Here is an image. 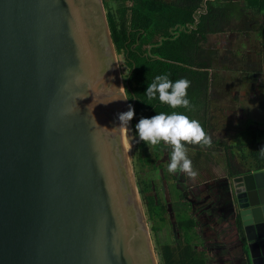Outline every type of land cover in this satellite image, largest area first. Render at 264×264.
<instances>
[{
    "label": "water",
    "instance_id": "obj_1",
    "mask_svg": "<svg viewBox=\"0 0 264 264\" xmlns=\"http://www.w3.org/2000/svg\"><path fill=\"white\" fill-rule=\"evenodd\" d=\"M126 91L102 0H0V264H158ZM229 189L246 261L264 264V169Z\"/></svg>",
    "mask_w": 264,
    "mask_h": 264
},
{
    "label": "rangeland",
    "instance_id": "obj_2",
    "mask_svg": "<svg viewBox=\"0 0 264 264\" xmlns=\"http://www.w3.org/2000/svg\"><path fill=\"white\" fill-rule=\"evenodd\" d=\"M126 1L105 0L106 8L103 6L105 15L106 9L116 16V10L121 6H131V3ZM220 1L232 7L233 13L231 16L234 19L229 32L215 34L214 36L208 35L203 44L204 56L210 63V72L207 96L204 104L198 108L196 114H199L201 118L205 117L206 120L204 121L208 123L204 125L206 133L211 138V146L192 145V148L198 149L200 153L202 152L201 158L198 159V155L196 156L194 151L187 148V155L197 172L196 177L189 178L185 173H169L167 171L171 149L163 143L156 146L145 143L143 148H137V145L131 147V171L158 264L160 262V250L163 247L167 246L175 249L176 246L183 244L182 233L177 224V215L187 214V217L196 223V226L190 232L192 248L197 252H203V249L206 251L207 264L240 263L239 255L234 258L233 252L228 250L231 243L227 230L229 229L228 221L223 220L219 215L215 216L216 212L223 211L222 207L215 209L214 216L211 219L201 214L199 221L210 224L208 225L209 229L207 226L203 229L206 235L202 237V229L195 220L192 204H189L191 208H189L190 212L187 213L185 204H180L187 196L186 190H188L189 185H202L203 187L208 184L207 182L211 183L216 177L225 175L223 165L227 155L228 158H232L233 165L243 167L246 165V163L243 164L241 151L238 148H233L232 154L229 150L223 154L226 148L222 149L221 145L230 146L235 144L236 135H238L239 129L243 128L241 121V125L239 124L241 115L243 116V123L248 124V127H257L260 126L261 122H264L263 104L257 103L250 97L249 83L243 81L246 75L244 70L253 72L257 70L256 68L261 70L262 67L264 76V38L260 36L261 28L264 26L260 22H264V18L245 12L247 9L239 4L238 1L240 0L234 2H231V0ZM248 30L250 33L243 34ZM255 48H257V52H255ZM115 53L121 83L126 91L125 81L129 73V67L126 65L124 56L116 51ZM262 82H264V77ZM251 91L259 97L260 95L264 96L263 90V93H258L259 90L256 92L255 89ZM243 92H246L245 95L247 96H243ZM128 98L131 102V96L128 95ZM246 98H248L247 102H245ZM137 121L139 120L137 119ZM134 128L135 123L131 120L130 132L135 138H138ZM219 141L220 144L217 143ZM246 141L248 140L243 138V142L247 143ZM213 143L218 144L213 155V164L216 166L214 169L202 161L207 150L212 148ZM243 152L248 154L249 149L245 147ZM173 175L175 176L173 177ZM178 184H181V186ZM187 197L192 198L189 194ZM196 199L200 198L196 197ZM197 200L194 199L193 201ZM213 230L216 231L214 235L212 234ZM212 236L217 238H212ZM208 238L213 242V245L224 242L227 246L228 255H221L216 249L212 248L207 250L206 247H209L207 245Z\"/></svg>",
    "mask_w": 264,
    "mask_h": 264
},
{
    "label": "trees",
    "instance_id": "obj_3",
    "mask_svg": "<svg viewBox=\"0 0 264 264\" xmlns=\"http://www.w3.org/2000/svg\"><path fill=\"white\" fill-rule=\"evenodd\" d=\"M127 1L131 6H121L116 10V16L106 9L105 16L115 51L124 56L129 67L127 77L133 96L126 92L131 99L135 97L137 119L161 112L171 114L173 111L191 118L207 96L210 63L204 56L203 44L209 34L230 31L232 7L220 0ZM242 1L254 15L264 16V0ZM102 3L106 8L105 0ZM260 32L264 38V26ZM164 74L173 82L181 78L190 81L187 98L192 105L191 111L185 108L172 109L158 99L149 100L144 94L147 84L157 75ZM199 122L205 130L204 121ZM250 133L249 142L243 143L237 138L234 145L224 146L226 152L229 150L231 154L233 148H238L243 164L246 163L244 167L233 165L232 158L227 155L226 168L233 175L264 169V153L260 151L264 148V141L259 142L255 128H251ZM144 144L141 141L137 148H143ZM245 147L249 149L248 154L243 152ZM236 222L240 242L244 243L240 220ZM177 224L183 244L175 249L163 247L159 264H206L204 252L192 248L190 232L196 226L194 220L186 215H177Z\"/></svg>",
    "mask_w": 264,
    "mask_h": 264
},
{
    "label": "clouds",
    "instance_id": "obj_4",
    "mask_svg": "<svg viewBox=\"0 0 264 264\" xmlns=\"http://www.w3.org/2000/svg\"><path fill=\"white\" fill-rule=\"evenodd\" d=\"M189 87L190 81L187 79L181 78L173 82L167 74L157 75L150 84H147L144 94L149 100L158 99L160 103L166 104L172 109L185 108L191 111L192 105L187 98ZM134 115L135 111L131 106L128 111L118 113L117 118L120 126H128ZM135 129L139 141L150 146L161 143L169 146L171 151L167 171L169 173H185L189 178H195L197 172L187 155L186 145L211 146V138L200 122L176 111L171 114L161 112L151 117H141L136 123ZM260 151L264 153V148Z\"/></svg>",
    "mask_w": 264,
    "mask_h": 264
},
{
    "label": "flooded vegetation",
    "instance_id": "obj_5",
    "mask_svg": "<svg viewBox=\"0 0 264 264\" xmlns=\"http://www.w3.org/2000/svg\"><path fill=\"white\" fill-rule=\"evenodd\" d=\"M163 1L164 2H169L171 0H163ZM191 119H195V120H198V121L206 120L205 117L201 118L199 114H193ZM206 123H207V121H204L205 125H206ZM139 143H137L136 145H138ZM217 145H218L217 143H215V144L213 143L212 148L211 149L209 148L207 150L206 154L204 153L205 156L202 159L203 162H206V164H208V166H211V168H213V169L216 167L213 164L214 163L213 155L215 154V148H217ZM186 148H189L192 151H194L196 153V156L198 155L197 159L201 158L202 152L200 153L198 149L192 148V145H187ZM222 149H224L223 145H222ZM225 153H226V150L224 149L223 154H225ZM223 166H224V169H225L224 170L225 171V175L224 176L216 177V179L212 180L211 183L207 182L208 184H206L203 187H202V185H197V186L189 185V188H188V190H186V192H187V196L189 194V195L192 196V198L190 199L189 197L186 196L185 200H182V202L180 203V204H185L186 213L190 212L189 208H191V206L189 204H192V208H194V212L193 213L195 214V220L197 221L198 226L201 227V229H202L201 232L203 234H205L203 229L206 226L208 228V225H210V224L202 223V222L199 221V219L201 217V214H203V215L207 216L209 219H211L214 216V211H215L217 206H222L223 212L229 213L230 216L233 213L232 205H231V202H230V200H231V194L230 193L231 192H230V189H229V178L232 177V176H237V175H233L232 172L227 170L228 168H226V158H225V162H224ZM174 176L175 175H173V177ZM180 180H182V179H180ZM178 185L181 186V184H178ZM196 197H199L200 199L197 200ZM194 199L197 200V201H193ZM195 207H196V209H195ZM206 211H209V212L206 213ZM215 216H216V214H215ZM238 220H239V218H238ZM236 221H237V218L234 219V221L232 223V228L236 229L237 234H238V230H237V226H236L237 222ZM238 236H239V234H238ZM208 240H209V238H208ZM239 240H240V238H239ZM240 244H241V242H240ZM238 264H241V262L238 263Z\"/></svg>",
    "mask_w": 264,
    "mask_h": 264
},
{
    "label": "crops",
    "instance_id": "obj_6",
    "mask_svg": "<svg viewBox=\"0 0 264 264\" xmlns=\"http://www.w3.org/2000/svg\"><path fill=\"white\" fill-rule=\"evenodd\" d=\"M234 1H236V0H231V2H234ZM238 2H239V4L243 5L242 7H245V3L242 0H240ZM245 12L252 13L249 10H247ZM261 18L263 19L264 16H261ZM233 19H234V17L231 16V24H230L231 27L233 26L232 25L233 24ZM260 24H263V22H260ZM248 33H250L249 30L248 31H245L243 34L247 35ZM218 34H220V33H218ZM209 35L210 36H214L215 34H209ZM260 36L263 38V36L261 35V33H260ZM255 52H257V48H255ZM256 69L257 70L256 71H253V72L244 70V73L246 75H245V78L243 76L242 77L244 78L243 81H248V83H249L248 84L249 85L248 87L250 88V92H249L250 97L253 98L254 101H256L257 103L263 104V107H264V96L263 95L262 96L260 95V97H259L257 94H254L251 91V90H254V89L256 90V92L259 90L258 93H261L262 90L264 91V82H262L263 81V77H264L263 76V72H262L263 71V68L261 67V70L258 69V68H256ZM209 72H210V70H209ZM245 94H246V92H243L242 95L243 96H247ZM247 99L248 98L245 99V102H247ZM242 118H243V116L241 115L240 120H239V124H240V121H241L242 122V125H243V128L241 130L239 129L238 135H236L237 138L240 139L241 142H243V138H246L248 140L246 142H249L251 140V133H250L251 132V128H255L256 137L258 138L259 142H263L264 141V139H263V137H264V122H261L260 126H257V127H248L247 126L248 124L245 125V123H243ZM243 143H245V142H243ZM219 207H222V206H217L216 209H218ZM215 214H216V216L219 215V217H221L223 220H227L228 221L227 223H229L227 225H229V229L230 230L229 229H227V230H228V233H229L228 235H229V239L231 240V243H230V247L228 248V250H230L231 252H233L232 255H234V258H236L237 255H239V257H240V261L239 262H241V264H248L247 261H246V258L244 256V253H243V251L241 249V244H240V240H239V236L237 234V231H236V229H233L231 227L234 219L235 218L238 219V216L234 212L230 216L229 213H225L223 211H221L219 213L216 212ZM214 232H216V231L213 230V233H212L213 235L216 234ZM204 235H206V234H203L201 232V236L204 237ZM212 237L213 238H217V237H214V236H212ZM207 241H208V244L207 245L209 246V247H206L207 250H210L212 248V249H216V251H218V253L221 254V255H224V254L225 255H228L227 254V246L224 244V242L218 243L219 245L218 244L217 245H213V242H211L209 240H207ZM202 251L204 252L205 263L207 264V253H206V251L204 249Z\"/></svg>",
    "mask_w": 264,
    "mask_h": 264
}]
</instances>
